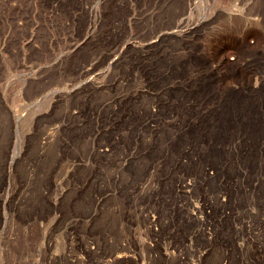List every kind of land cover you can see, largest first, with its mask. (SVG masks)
<instances>
[{
  "label": "rangeland",
  "instance_id": "obj_1",
  "mask_svg": "<svg viewBox=\"0 0 264 264\" xmlns=\"http://www.w3.org/2000/svg\"><path fill=\"white\" fill-rule=\"evenodd\" d=\"M78 263L264 264V0H0V264Z\"/></svg>",
  "mask_w": 264,
  "mask_h": 264
},
{
  "label": "bare ground",
  "instance_id": "obj_2",
  "mask_svg": "<svg viewBox=\"0 0 264 264\" xmlns=\"http://www.w3.org/2000/svg\"><path fill=\"white\" fill-rule=\"evenodd\" d=\"M163 1V0H162ZM150 2V1H149ZM102 3V2H101ZM168 3V2H167ZM148 4V3H147ZM169 4V3H168ZM185 4V3H184ZM158 5V4H157ZM173 5V4H172ZM190 5V4H189ZM65 7V6H64ZM151 7V6H150ZM157 7V6H156ZM171 8H173V7H171ZM184 8H186V7H184ZM136 9V8H135ZM155 9V8H154ZM167 9V8H166ZM165 9V10H166ZM178 9V8H177ZM259 9V8H258ZM167 12V11H166ZM180 13V12H179ZM168 14V13H167ZM180 14H182V13H180ZM160 15V14H159ZM162 15V14H161ZM175 16H177V15H175ZM179 16V15H178ZM148 17V16H147ZM149 18V17H148ZM159 19V18H158ZM210 20V19H209ZM160 21V20H159ZM173 22V21H172ZM115 23V22H114ZM180 24V23H179ZM206 24V23H205ZM173 26V25H172ZM119 27V26H118ZM176 27V26H175ZM173 28V27H172ZM205 28V27H204ZM104 29V28H103ZM141 29V28H140ZM144 29V28H143ZM162 30V29H161ZM165 30V29H164ZM171 30V29H170ZM176 31V30H175ZM174 31V32H175ZM263 31V30H262ZM174 32H160V33H158L157 35H156V37H153L151 40L148 38V39H144V41H143V39L141 40L140 39V41H143V43L141 44V43H139V41L137 42L138 44H139V46H140V50H141V53L143 54V52H145L144 51V48H151V46H153V45H155V44H159L161 41H163L164 39H167L168 38V40L170 39V38H172L173 37V35H174ZM181 32V31H180ZM256 32V31H255ZM142 33V32H141ZM251 33V32H250ZM139 34V33H138ZM137 34V35H138ZM136 36V35H135ZM178 36V35H177ZM177 36H176V38H177ZM181 36V35H180ZM196 36V35H195ZM142 37V36H141ZM182 37V36H181ZM184 37V36H183ZM92 38V37H91ZM136 39V38H135ZM138 39H139V37H138ZM116 40V39H115ZM238 40V39H237ZM92 41V40H91ZM98 41V40H97ZM132 41V40H131ZM178 41H179V39H178ZM235 41H236V39H235ZM244 41V40H243ZM171 42V41H170ZM241 41H239V43H240ZM165 43V42H164ZM175 43V42H174ZM179 43V42H178ZM243 43V42H242ZM85 44V43H84ZM118 44V43H117ZM176 44V43H175ZM235 44H237V43H235ZM121 45V44H120ZM163 45V44H162ZM177 45V44H176ZM75 46V45H74ZM85 46V45H84ZM83 46V47H84ZM132 46H134V45H132L131 44V47ZM156 46H158V45H156ZM169 46V45H168ZM243 46V45H242ZM138 47V46H137ZM175 47V46H174ZM183 47V46H182ZM241 47V46H240ZM77 48V47H76ZM117 48V47H116ZM169 48V47H168ZM238 48V47H237ZM97 49H98V47H97ZM111 49H113V48H111ZM118 49V48H117ZM133 49V48H132ZM170 49V48H169ZM95 50V49H94ZM135 50V49H134ZM184 50V49H183ZM93 51V50H92ZM115 51V50H114ZM149 51V50H148ZM133 52V51H132ZM73 54V53H72ZM135 54V53H134ZM145 54V53H144ZM147 54V53H146ZM151 54V53H150ZM162 54V53H161ZM116 55V54H115ZM124 55V54H123ZM117 56V55H116ZM191 56V55H190ZM143 58H144V55L142 56ZM145 57H147V56H145ZM106 58V57H105ZM104 58V59H105ZM222 58V57H221ZM221 58H219L220 60H221ZM124 59H125V57H124ZM178 59V58H177ZM102 60V59H101ZM108 60V59H107ZM92 61V60H91ZM184 61V60H183ZM186 61H187V59H186ZM109 62V61H108ZM190 62V61H189ZM80 63V62H79ZM122 63V62H121ZM95 64V63H94ZM97 64V63H96ZM187 65V64H186ZM191 65V64H190ZM83 66V65H82ZM85 66H86V64H85ZM185 66V65H184ZM94 67V66H93ZM114 67V66H113ZM123 67V66H122ZM83 68H85V67H83ZM82 68V69H83ZM97 68H98V66H97ZM116 69V68H115ZM89 70V69H88ZM97 70V69H96ZM172 70V69H171ZM181 70V69H180ZM183 70V69H182ZM90 71V70H89ZM88 71V72H89ZM104 72V71H103ZM113 72V71H112ZM189 72V71H188ZM139 73V72H138ZM176 73H177V71H176ZM87 74V73H86ZM108 74V73H107ZM114 74V73H113ZM116 74V73H115ZM128 74V73H127ZM194 74V73H193ZM117 75V74H116ZM187 75V74H186ZM195 75V74H194ZM201 75V74H200ZM107 76V75H106ZM133 76V75H132ZM109 77V76H108ZM121 77H122V75H121ZM139 78H140V76H139ZM177 78V77H176ZM191 78V77H190ZM194 78V77H193ZM137 79H138V77H137ZM136 79V80H137ZM141 79V78H140ZM139 79V80H140ZM76 80V79H75ZM125 80V79H124ZM136 80H134L135 82H136ZM142 80V79H141ZM145 80H146V78H145ZM190 80V79H189ZM138 81V80H137ZM170 81V80H169ZM114 82V81H113ZM112 82V83H113ZM116 82V81H115ZM145 82V81H144ZM137 83V82H136ZM166 83V82H165ZM170 84V83H169ZM125 85V84H124ZM131 85H133L132 83H131ZM144 84H142V87H146V86H143ZM176 85V84H175ZM85 86V85H84ZM128 86V85H127ZM174 86V85H173ZM185 86V85H184ZM106 87V86H105ZM119 87V86H118ZM136 87V86H135ZM139 87V86H138ZM179 87V86H178ZM84 88V87H83ZM91 88H93V87H91ZM116 88V87H115ZM132 88V87H131ZM109 89V88H108ZM172 89V88H171ZM84 90H85V88H84ZM88 90V89H87ZM90 90H92V89H90ZM122 90V89H121ZM136 90V89H135ZM134 90V91H135ZM139 90V89H138ZM76 91V90H75ZM82 91V93H83V90H81ZM99 91V90H98ZM130 91V90H129ZM133 91V92H134ZM140 91V90H139ZM139 91L138 92H135L134 93V97L135 96H138L137 94H139ZM187 91V90H186ZM79 92V91H78ZM93 92V91H92ZM91 92V93H92ZM141 92V96H142V91H140ZM168 92V91H167ZM112 93V92H111ZM77 94V93H76ZM79 94V93H78ZM145 94V93H144ZM192 94V93H191ZM194 94V93H193ZM69 95V93H59L58 95H55V98H56V102H58L59 101V99H60V101L62 102L63 101V99H65L67 96ZM72 95H73V93H72ZM71 95V96H72ZM74 95H75V92H74ZM112 95V94H111ZM116 95V94H115ZM140 95V94H139ZM70 96V95H69ZM87 97V96H86ZM120 97V96H119ZM126 97H128L127 95H126ZM133 97V96H132ZM201 97V96H200ZM116 98V97H115ZM62 99V100H61ZM114 99V98H113ZM133 99V98H132ZM122 100V99H121ZM184 100V99H183ZM54 102V101H53ZM91 102V101H90ZM114 102H115V100H114ZM171 102V101H170ZM183 102V101H182ZM76 103V102H75ZM102 103V102H101ZM189 103V102H188ZM257 104V103H256ZM57 105V104H56ZM99 105V104H98ZM97 105V106H98ZM169 105V104H168ZM245 105V104H244ZM61 106V105H60ZM66 107L68 106V104L67 105H65ZM100 106V105H99ZM128 106V105H127ZM187 106V105H186ZM70 107V106H69ZM74 107V106H73ZM81 107V106H80ZM114 107V106H113ZM248 107V106H247ZM64 108V107H63ZM68 108V107H67ZM79 108V107H78ZM107 108V107H106ZM115 108V107H114ZM207 108V107H206ZM246 108V107H245ZM53 109V108H52ZM76 109V108H75ZM104 109V108H103ZM61 110V109H60ZM64 110H66L65 108H64ZM63 110V111H64ZM70 110H72V109H70ZM80 110V109H79ZM81 110H83V109H81ZM89 110V109H88ZM118 110V109H117ZM192 110V109H191ZM124 111V110H123ZM169 111V110H168ZM2 112V111H1ZM122 112V111H121ZM129 112V111H128ZM133 112V111H132ZM63 113V112H62ZM135 113V112H134ZM139 113V112H138ZM240 113V112H239ZM71 114V115H70ZM53 115V114H52ZM66 115H67V113H66ZM68 115H70V116H72V118L74 117V116H77V117H79L78 115H80V114H78V112L77 111H72V112H69V114ZM138 116V115H137ZM58 117V116H57ZM67 117H69V116H67ZM108 117V116H107ZM106 117V118H107ZM70 118V117H69ZM80 118V117H79ZM79 118H77V119H79ZM152 118V117H151ZM168 118V117H167ZM83 119V118H82ZM154 119V118H153ZM81 120V119H80ZM80 120H79V122H80ZM115 120V119H114ZM258 120V119H257ZM77 121V120H76ZM118 121V120H117ZM116 121V122H117ZM151 122V121H150ZM82 123V122H81ZM53 124V123H52ZM105 124V123H104ZM110 124V123H109ZM114 124V123H113ZM69 125H71V124H69ZM117 125V124H116ZM83 126V125H82ZM114 126V125H113ZM184 126V125H183ZM117 127V126H116ZM152 127V126H151ZM44 128V127H43ZM61 128V127H60ZM157 128H158V126H157ZM82 129V128H81ZM112 130V129H111ZM47 131V130H46ZM50 131V130H49ZM95 131V130H94ZM106 131V130H105ZM121 131V130H120ZM126 131V130H125ZM135 131V130H134ZM217 131V130H216ZM12 132V131H11ZM171 132V131H170ZM54 133V132H53ZM55 133H57V132H55ZM82 133V132H81ZM109 133V132H108ZM250 133V132H249ZM51 131L50 132H45V134L43 135V137L41 138V140H40V143H41V145L43 146V144L45 143V142H49V139H50V137H51ZM40 135V134H39ZM54 135V134H53ZM83 135V134H82ZM81 135V136H82ZM261 135V134H260ZM4 136V135H3ZM9 136H11V135H9ZM41 136V135H40ZM55 136V135H54ZM61 136V135H60ZM72 137V136H71ZM76 137V136H75ZM79 137V136H78ZM11 138V137H10ZM54 138V137H53ZM80 138V137H79ZM98 138V137H97ZM55 139V138H54ZM10 140H12V139H10ZM51 140V142H52V138L50 139ZM216 140V139H215ZM116 141V140H115ZM14 142V141H13ZM51 142L49 143V144H51ZM117 142V141H116ZM39 143V144H40ZM11 144V143H10ZM14 144V143H13ZM100 144V143H99ZM107 144V143H106ZM41 145H39V146H41ZM115 145V144H114ZM10 146V145H9ZM39 146H38V149H39ZM64 146V145H63ZM201 146V145H200ZM49 147V146H48ZM183 147V146H182ZM42 148V147H41ZM47 148V147H46ZM45 148V149H46ZM86 148V147H85ZM43 149V148H42ZM112 149H113V147H112ZM40 150V149H39ZM97 150V149H96ZM38 152V151H37ZM45 152V151H44ZM84 152V151H83ZM104 152V151H103ZM109 152V151H108ZM39 153V152H38ZM40 153H42V152H40ZM40 153H39V156H40ZM101 153V152H100ZM105 153H106V151H105ZM102 154V153H101ZM51 155V154H50ZM102 155H104V154H102ZM107 155V154H106ZM111 155V154H110ZM128 155V154H127ZM7 156V155H6ZM49 156V155H48ZM192 156V155H191ZM14 157V156H13ZM37 157H38V154H37ZM41 157L42 156H40V159H41ZM46 157V156H45ZM113 157V156H112ZM118 158V157H117ZM13 159V158H12ZM108 159V158H107ZM115 159V158H114ZM34 160V159H33ZM45 160V159H44ZM48 160H51V159H48ZM75 160V159H74ZM27 161V160H26ZM35 161V160H34ZM37 161V160H36ZM40 161V160H39ZM46 161V160H45ZM80 161V160H79ZM110 161H112V160H110ZM118 161V160H117ZM31 162V161H30ZM33 162V161H32ZM38 162V161H37ZM41 162V161H40ZM42 162H43V160H42ZM47 162H50V161H47ZM51 163V162H50ZM73 163V162H72ZM112 163V162H111ZM160 163V162H159ZM36 164V163H35ZM92 165V164H91ZM135 165V164H134ZM30 166V165H29ZM32 166V165H31ZM34 166V165H33ZM144 166V165H143ZM256 166V165H255ZM48 167V166H47ZM55 167V166H54ZM72 167V166H71ZM29 168V167H28ZM44 168V167H43ZM45 169H46V167H45ZM137 169V168H136ZM4 170V169H3ZM93 170V169H92ZM106 170V169H105ZM111 170V169H110ZM94 171V170H93ZM95 172V171H94ZM102 172V171H101ZM51 173V172H50ZM110 173V172H109ZM5 174V173H4ZM47 174V173H46ZM93 174V173H92ZM45 175V174H44ZM48 175V174H47ZM87 175V174H86ZM109 175V174H108ZM46 176V175H45ZM50 177V176H49ZM96 177V176H95ZM142 177V176H141ZM37 178V177H36ZM115 178V177H114ZM202 178V177H201ZM33 179V178H32ZM67 179V178H66ZM108 179V178H107ZM113 179V178H112ZM46 180V179H45ZM73 180V179H72ZM88 180V179H87ZM99 180V179H98ZM104 180V179H103ZM110 180V179H109ZM95 181V180H94ZM113 181V180H112ZM116 181V180H115ZM131 181V180H130ZM92 182V181H91ZM110 182H111V180H110ZM27 184H28V182H26ZM41 183H43V182H41ZM45 183V182H44ZM83 183V182H82ZM90 183V182H89ZM97 183V182H96ZM132 183V182H131ZM30 184V183H29ZM100 184H101V182H100ZM39 185V184H38ZM103 185V184H102ZM107 185V184H106ZM111 185V184H110ZM133 185H135V184H133ZM183 185V184H182ZM28 186V185H27ZM31 186V185H30ZM41 186H43V185H41ZM46 186V185H45ZM45 186H44V188H45ZM83 186V185H82ZM213 186V185H212ZM79 187V186H78ZM187 186H186V184H185V186L183 185V187L182 188H186ZM42 188V187H41ZM43 188V189H44ZM50 188V187H49ZM25 189V188H24ZM28 189V188H27ZM45 189H47V188H45ZM17 191V190H16ZM32 191V190H31ZM42 191H44V190H42ZM25 192V191H24ZM36 192V191H35ZM33 193V192H32ZM39 193V192H38ZM49 193V192H48ZM152 193V192H151ZM224 193V192H223ZM170 194V193H169ZM81 195V194H80ZM45 196H47V195H45ZM45 198V197H44ZM74 198V197H73ZM217 198V197H216ZM38 199V198H37ZM155 199V198H154ZM123 200V199H122ZM60 201V200H59ZM117 202V201H116ZM139 204V203H138ZM74 205V204H73ZM77 205V204H76ZM40 206H41V204H40ZM96 206H97V204H96ZM101 206V205H100ZM45 207V206H44ZM43 207V208H44ZM52 209V208H51ZM163 209V208H162ZM245 210V209H244ZM43 211V210H42ZM48 211V210H47ZM103 211V210H102ZM186 212V211H185ZM26 213V212H25ZM50 213H51V211H50ZM95 213V215H96V212H94ZM23 214V213H22ZM46 214V213H45ZM106 214V213H105ZM89 215V214H88ZM94 215V214H93ZM49 217V216H48ZM97 217V216H96ZM23 218V217H22ZM112 218V217H111ZM111 218H110V220H111ZM104 219V218H103ZM48 220V219H47ZM101 220V219H100ZM108 221V220H107ZM263 221V220H262ZM112 222V221H111ZM123 222V221H122ZM105 224V223H104ZM107 225H108V223H107ZM103 226V225H102ZM109 226H111V225H109ZM108 226V227H109ZM107 227V226H106ZM226 227V226H225ZM112 228V227H111ZM105 229H107V228H105ZM103 232V231H102ZM114 232H116V231H114ZM107 233V232H106ZM105 233V234H106ZM109 234V233H108ZM108 237V236H107ZM113 237V236H112ZM238 237V236H237ZM108 241V240H107ZM122 244V243H121ZM126 244V243H125ZM259 244V243H258ZM125 248V247H124ZM223 249V248H222ZM221 250V249H220ZM224 251V250H223ZM245 253V252H244ZM160 254V253H159ZM173 254V253H172ZM116 255V254H115ZM232 255V254H231ZM121 256V255H120ZM116 257H118V255H116L115 257H114V259L116 258ZM212 257V256H211ZM132 258V257H131ZM111 260H112V258H111ZM85 261V260H84ZM213 261V260H212ZM64 263V262H63ZM82 263V262H81ZM109 263V262H108ZM218 263V262H217ZM220 263V262H219ZM79 264V263H78ZM105 264H107V263H105ZM111 264V263H110Z\"/></svg>",
  "mask_w": 264,
  "mask_h": 264
}]
</instances>
